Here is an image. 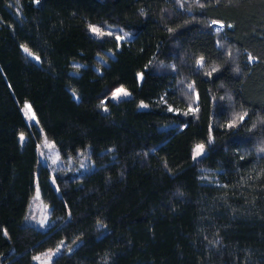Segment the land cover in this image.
Listing matches in <instances>:
<instances>
[{"label":"trees","instance_id":"trees-1","mask_svg":"<svg viewBox=\"0 0 264 264\" xmlns=\"http://www.w3.org/2000/svg\"><path fill=\"white\" fill-rule=\"evenodd\" d=\"M63 241L51 264H264V0H0V264Z\"/></svg>","mask_w":264,"mask_h":264},{"label":"rangeland","instance_id":"rangeland-1","mask_svg":"<svg viewBox=\"0 0 264 264\" xmlns=\"http://www.w3.org/2000/svg\"><path fill=\"white\" fill-rule=\"evenodd\" d=\"M131 38L132 36L130 33L122 31V35L119 37V41L121 42V41L128 40ZM107 55H109L110 57L114 56V54L111 52H108ZM32 57L36 61H39V59L36 56L32 55ZM98 59L102 61L103 63L107 64L106 60L103 57L98 56ZM139 79L140 80L142 79V75H139ZM118 89H123L124 92L127 93V95H124V94L117 95ZM128 97H130V93L125 88L119 87V86L113 87L109 94V98L115 101L121 100L123 98H128ZM29 106L30 105L28 103H26L24 106H21L23 115L28 123H37V119L33 113V110L31 107L29 110ZM25 139H26V136L22 135L21 140L24 141ZM197 147L195 149V156H199L204 153V149H202L200 154L197 155ZM38 150H39V154H40L42 162L45 165H48L52 170H55L61 166H64L68 169L70 168L75 169L76 172H82L90 168L91 164L94 166V162L91 160V163H90V160L88 159L84 151H80L77 157L75 158L71 157L67 161H64L60 157L55 144L52 141L45 138L42 135V133H41V137L38 143ZM28 222L42 230H46L51 224L50 207L47 206L44 202H42L38 189L36 190L35 196L33 197L32 202L29 207ZM65 247H66V242L63 241V243H61L55 250H51L47 254L37 256L35 258V262L37 264H51V261L58 254H60L65 249Z\"/></svg>","mask_w":264,"mask_h":264},{"label":"snow or ice","instance_id":"snow-or-ice-1","mask_svg":"<svg viewBox=\"0 0 264 264\" xmlns=\"http://www.w3.org/2000/svg\"><path fill=\"white\" fill-rule=\"evenodd\" d=\"M94 31H96V30L94 29ZM250 59H251V57H250ZM120 94L127 95V93L124 92L123 89H118V90H117V95H120ZM29 110H30V106H29ZM202 149H203V146H202V145H200V146L197 147V155L200 154V152L202 151Z\"/></svg>","mask_w":264,"mask_h":264}]
</instances>
